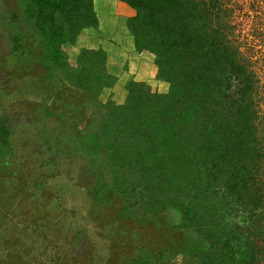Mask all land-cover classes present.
<instances>
[{
  "label": "trees",
  "instance_id": "trees-1",
  "mask_svg": "<svg viewBox=\"0 0 264 264\" xmlns=\"http://www.w3.org/2000/svg\"><path fill=\"white\" fill-rule=\"evenodd\" d=\"M122 1L136 50L169 88L129 80L116 103L100 99L117 82L102 48L62 56L97 26L93 0H0V97L21 105L0 107V201L13 217L0 264H94L93 243L65 218L79 224L87 200L111 223L98 231L107 264H264V79L239 23L221 0ZM32 80L43 102L23 92ZM61 81L84 101L53 111L46 93ZM145 228L152 249L150 232L131 238Z\"/></svg>",
  "mask_w": 264,
  "mask_h": 264
},
{
  "label": "crops",
  "instance_id": "crops-1",
  "mask_svg": "<svg viewBox=\"0 0 264 264\" xmlns=\"http://www.w3.org/2000/svg\"><path fill=\"white\" fill-rule=\"evenodd\" d=\"M93 5L97 16V26L85 28L76 38L74 44H65L62 52L63 59H70L74 63L83 48H102L106 52V68L117 77V82L112 87L102 90L101 100L111 98L116 103H122L127 95L126 84L129 80L143 82L153 92L168 91L169 84L156 78L157 66L153 59L154 56L147 51L138 52L135 48L134 37L127 26V20L135 15V10L122 0H93ZM31 36L40 41L38 35L31 34ZM1 59L0 69H5L6 61ZM60 84L61 86L55 90L52 100L50 99V106L57 104L61 108V102L68 99L67 96L71 94L67 85L62 81ZM38 87V82L32 80L26 85L23 92H27L28 95L30 92H40ZM29 97L31 96L29 95ZM64 98L66 99L61 100ZM86 113H84L85 120L89 117ZM96 216L97 214L94 213L93 226L99 227L98 231H108L111 223L105 220L97 222ZM103 218H105L104 215ZM12 219L13 217L5 208V204L0 201V254H3V257L5 255L3 248L10 235L6 221L10 220L11 222ZM182 258L176 256L169 264L173 262L181 264Z\"/></svg>",
  "mask_w": 264,
  "mask_h": 264
},
{
  "label": "rangeland",
  "instance_id": "rangeland-1",
  "mask_svg": "<svg viewBox=\"0 0 264 264\" xmlns=\"http://www.w3.org/2000/svg\"><path fill=\"white\" fill-rule=\"evenodd\" d=\"M221 1L223 4L222 7L231 11L232 17H230L228 19H230L233 24L239 23L238 28H236L234 30L235 37H236L237 41H240V45H239L240 47L239 48L244 50V54H247L251 57L250 58L251 62L253 63V66H255V72H257L259 74L261 79H264V64H262L263 60H264V0H221ZM2 46H3V44H2ZM153 59H154V57H153ZM67 60H68V62L72 63L70 59H67ZM154 62H155V59H154ZM157 80H161V79L157 78ZM146 87L149 88L151 91V88L148 87V85H146ZM38 88L40 89V94H41V95H39L40 96L39 100L43 102L42 93H41L42 89L40 87H38ZM53 91H54V93H53ZM53 91L46 93L47 95L52 96L50 98L51 100H52L53 96L55 95V90H53ZM79 92L83 93V91H81V90H79ZM79 92H78V94H79ZM151 92H153V91H151ZM166 92H160V93H166ZM262 92H264L263 88H262ZM71 96H67L68 99H66V98L61 99V100L66 99L65 101L61 102V104H60L61 107H63V105L66 106L68 103L76 106V105H79L81 102L84 101L83 99H81V100L77 99L75 102H73ZM263 96H264V93H263ZM50 99L48 101V104L50 102ZM2 105L12 107V108H14L15 106L16 107L19 106L21 108L20 102L15 97L10 98V99L8 97L7 98L6 97H0V107ZM52 106L51 107H52L53 111H60V109H61L59 105L57 106V104L55 106L54 105H52ZM260 108L264 112V99H262V101H261ZM86 109H88V110L85 111ZM86 109L83 110V113L87 112L86 114H88V116H90L91 110L89 108H86ZM86 120H85V118H83V121L80 122L81 127H84V125L86 124L85 123ZM56 123H57L56 121H55V123L53 121H51L50 123L46 122V124H48L47 125L48 127L57 126L58 123L57 124ZM65 128L66 127H63L62 129H65ZM12 168L13 167H11L10 169H12ZM58 191H60V190H58ZM90 206H91V204L87 200L86 205H83V206L81 205V207L79 208L80 212L84 215V217L78 221L79 224L75 223L76 220L72 218L73 211H70L69 217L68 216L65 217L66 221L70 223V224H66V227H68V228L72 227V229H76V231H80L81 234H83L84 236L86 235V237L93 243V250L95 252L94 264H107L108 261L103 259V257H100L99 248L101 246L100 243L103 241V239L102 238L99 239V237H100V235L98 234L99 227L93 226L94 214H92L89 211ZM49 219H50V217H47V220H49ZM50 223L53 224L54 226H57L56 219L50 220ZM98 226H100V225L98 224ZM149 232L150 231L147 228L138 229L137 234L135 236H131V235L130 236H131V238H134L136 241H139L142 238H146L147 234ZM58 237H59V243H58V247H59L60 245H62L64 243L65 239L60 237V236H58ZM144 241L147 242L151 246L150 249L157 246L155 240L152 239V233L151 232L149 235V240L148 241L144 240ZM76 243H77V241L74 242V246L76 245ZM68 245H70V244H68ZM95 247H97V249H95ZM132 248L133 247H131V249ZM148 249H149V247H148ZM94 252H92V253H94ZM62 255H63V252L60 250L59 253L57 254V257L58 258L62 257ZM70 258H71V255H70ZM65 262H66V260H64L63 263H65ZM172 264H174V262Z\"/></svg>",
  "mask_w": 264,
  "mask_h": 264
}]
</instances>
